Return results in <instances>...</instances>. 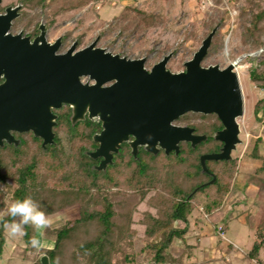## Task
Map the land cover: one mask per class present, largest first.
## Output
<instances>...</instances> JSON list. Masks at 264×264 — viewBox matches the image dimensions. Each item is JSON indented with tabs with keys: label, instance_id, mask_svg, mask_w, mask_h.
Returning a JSON list of instances; mask_svg holds the SVG:
<instances>
[{
	"label": "trees",
	"instance_id": "1",
	"mask_svg": "<svg viewBox=\"0 0 264 264\" xmlns=\"http://www.w3.org/2000/svg\"><path fill=\"white\" fill-rule=\"evenodd\" d=\"M18 1L22 3L20 20L25 26L37 25L36 19L42 17L47 28H51L59 18L100 0ZM36 8L40 13L34 12ZM239 15L249 16L244 29L253 47L264 45V6L258 0H247ZM158 16L135 3L125 4L118 14L126 21L124 27L134 25L141 29H152ZM215 33L208 49L221 40ZM84 36L76 35L77 47ZM61 38L66 39L67 35ZM248 75L264 91V58L250 67ZM54 112L57 118L52 144L42 147L39 138L29 134L17 146L0 147V210L8 205L6 195L11 201L31 196L49 215L71 206L78 210L77 217L50 229L54 235L52 244L40 252L28 245L36 232L27 227V235L21 238L24 252L38 257L44 254L48 264H184L186 250L193 246L185 241L189 218L199 206L207 215L221 207L238 167V159L233 156L205 160L208 173L201 171L200 156L218 152L222 145L212 137L222 127L218 117L214 113L186 112L176 120L175 123L192 127L195 134L207 136L195 147L183 141L177 154L172 151L168 155L161 149L152 154L140 148L134 158L123 143L113 154L112 162L104 170H96L99 159H91L86 151L97 146L92 135L101 130L100 122L86 117L71 125L68 105ZM253 115L263 121L264 96L253 105ZM261 141L256 138L247 152L260 161L247 177L264 194V155L258 148ZM212 177L214 180L209 183ZM177 221L182 226H176ZM255 237L258 239L246 254L264 264L258 258L259 248L264 245V228L257 229ZM175 239L182 241L183 246L172 250ZM5 240L0 226V251Z\"/></svg>",
	"mask_w": 264,
	"mask_h": 264
},
{
	"label": "water",
	"instance_id": "2",
	"mask_svg": "<svg viewBox=\"0 0 264 264\" xmlns=\"http://www.w3.org/2000/svg\"><path fill=\"white\" fill-rule=\"evenodd\" d=\"M18 9L8 6L0 13V146L3 139L17 145L10 130L31 131L43 146L52 144L57 118L52 109L63 104L70 107L71 125L86 117L100 122L101 130L92 135L97 146L86 151L91 159L100 158L96 170L112 162L123 142L134 158L139 147L166 155L177 154L183 141L195 147L207 136L174 123L186 112L214 113L223 126L212 135L222 143L219 151L200 156L202 172L208 173L205 160L230 159L242 142L237 118L243 115V95L234 64L201 65L216 27L174 72L166 67L170 53L146 68L144 57L111 53L97 46V39L78 49L75 40L57 53L61 37L47 42L42 24L32 40L8 32ZM39 264H48L46 255Z\"/></svg>",
	"mask_w": 264,
	"mask_h": 264
},
{
	"label": "rangeland",
	"instance_id": "3",
	"mask_svg": "<svg viewBox=\"0 0 264 264\" xmlns=\"http://www.w3.org/2000/svg\"><path fill=\"white\" fill-rule=\"evenodd\" d=\"M14 1L16 0H4L5 3ZM246 1L103 0L98 8L96 3L88 4L83 10L59 18L46 35L48 40L67 35L59 50L64 51L75 40L76 35L84 33L79 48L97 39V46L111 53L127 58L144 57L146 68L170 53L166 67L175 72L184 68V62L192 57L206 35L216 27V37L221 40L208 49L201 65L218 64L224 68L230 63L234 64L243 95V115L237 118L242 142L231 152V157L238 159V167L221 207L207 215L199 206L189 218V225L194 228H190L185 234V237L190 236L185 241L193 246L186 250L188 255L184 264H260L255 259H249L246 254L254 240L258 239L255 237L256 230L264 228V194L259 190L254 191L255 183L247 177L254 172L260 161L247 155V152L253 141L260 137L262 141L258 148L264 155V119L258 121L253 115V105L264 96V91L250 80L248 70L264 58V51L257 53L260 48L264 49V45L255 48L251 39L246 37L244 26L249 22V16L242 18L239 15L240 8ZM258 1L264 6V0ZM128 3H135L137 7L159 15L152 29H141L134 25L124 27L126 21L118 17V14ZM40 11L39 8L34 10L36 13ZM41 20L45 22L43 18L36 19L39 22ZM20 26L18 24L15 30H19ZM262 39L264 41V31ZM86 80L88 79L83 78V81ZM198 197L200 201L204 200L203 195ZM4 199L7 204L12 202L9 195ZM77 215L76 206L51 214L52 226L44 230L43 234L36 232L35 236L51 246L54 235L50 229ZM175 225L182 226V223L177 221ZM214 231L220 232L219 235L222 231L225 232L224 238L214 236ZM198 237L200 243H195ZM224 241H231L238 250L225 255ZM182 246L183 242L175 239L171 247L174 250ZM216 247L222 252V256L207 263L206 257ZM39 258L35 253L24 252L21 238L12 239L6 235L5 244L0 251V264H38ZM258 258L264 262V245L259 248Z\"/></svg>",
	"mask_w": 264,
	"mask_h": 264
},
{
	"label": "clouds",
	"instance_id": "4",
	"mask_svg": "<svg viewBox=\"0 0 264 264\" xmlns=\"http://www.w3.org/2000/svg\"><path fill=\"white\" fill-rule=\"evenodd\" d=\"M0 226L9 238H23L27 235V227L43 234L44 230L52 226V219L41 209L36 200L31 196H26L23 199L13 200L5 209L0 210ZM28 245L37 252L48 247L43 240L38 239L35 235L30 238Z\"/></svg>",
	"mask_w": 264,
	"mask_h": 264
},
{
	"label": "flooded vegetation",
	"instance_id": "5",
	"mask_svg": "<svg viewBox=\"0 0 264 264\" xmlns=\"http://www.w3.org/2000/svg\"><path fill=\"white\" fill-rule=\"evenodd\" d=\"M17 5H19V9L17 10V13H18V15L15 17V18H13L12 19V21H11V24H10V28H9V30H8V32L9 33H12V34H17V33H20L22 36H28L29 38H30V40H32L34 37H36L39 33H40V24H42L43 26H44V31H45V38H46V35H47V31H48V29L49 28H47V25H46V23L45 22H42V20L39 22V21H37V25H35V23H32V24H30V25H28V26H25V24L23 23V20H20L21 18H22V16H21V12H22V3L20 2V1H18V0H16V1H14V2H8V3H5L4 2V0H1L0 1V13H4L5 12V8L6 7H8V6H11V7H16ZM40 18H42V17H40ZM22 23V24H21ZM18 24H20L21 26H20V29L19 30H15V28L18 26ZM34 29H37V31H36V33H34ZM57 38V37H56ZM55 38V39H56ZM55 39H53V40H48L47 38H46V41L47 42H50V43H53L54 42V40ZM75 41V40H74ZM73 41V42H74ZM72 42V43H73ZM62 44H63V40H62V38H61V46H62ZM97 45V44H96ZM60 46V47H61ZM60 47H59V49L57 50V53H60V52H64V51H59L60 50ZM79 47H77V49H78ZM83 78H86V77H83ZM83 78H82V81H83ZM3 80H4V78H3V75H1V77H0V83L1 82H3ZM87 81V80H86ZM83 82H85V81H83ZM64 105H66V104H63L62 105V107L64 106ZM61 107V108H62ZM58 109H60V108H58ZM58 109H52V112L53 113H55L54 112V110H58ZM56 114V113H55ZM57 115V114H56ZM95 121V120H94ZM175 123V122H174ZM176 124V123H175ZM179 125V124H178ZM223 127V126H222ZM221 127V128H222ZM220 128V129H221ZM217 131V130H216ZM10 134L13 136V139L14 140H18V143H20V141H21V139L22 138H26L29 134L31 135V136H33V137H35L34 135H33V133L31 132V131H22V132H19V131H15V130H10ZM37 138H39V140H40V144H41V146L42 147H45L46 145H48V144H46L45 146H43L42 145V139L40 138V137H37ZM130 138H132V137H130ZM3 141V144H2V146H0V147H3V146H5V145H13V146H17L18 145V143H17V145H15L14 143H8L5 139H3L2 140ZM123 143H126V142H123ZM122 143V144H123ZM127 144V143H126ZM128 145V144H127ZM222 146V145H221ZM120 147H121V145H120ZM96 148V147H95ZM94 148V149H95ZM141 147H139V149H140ZM93 149V150H94ZM138 149V150H139ZM220 149V148H219ZM92 151V150H91ZM99 160H100V158H98ZM99 162V161H98Z\"/></svg>",
	"mask_w": 264,
	"mask_h": 264
},
{
	"label": "crops",
	"instance_id": "6",
	"mask_svg": "<svg viewBox=\"0 0 264 264\" xmlns=\"http://www.w3.org/2000/svg\"><path fill=\"white\" fill-rule=\"evenodd\" d=\"M251 184H253V183H251ZM253 188H254V191L258 190L257 186L255 184H253ZM190 228L193 229L194 227L189 226V229ZM214 232H215L214 236H221V238H224L223 236H224L225 232H223V234H221V235H219L220 232H216V231H214ZM188 237H190V236H188ZM188 237H186V239H189ZM195 243H200V237L195 239ZM188 244L193 245L192 243H188ZM216 246L218 247V245H216ZM217 247H216V249H213V248L211 249L210 248L211 249V251H210L211 253H210V255L208 257H206L207 258V263L211 262V259H216L215 257H221L222 256V252L220 250H218ZM223 249L225 251V255H230L231 252H236V250H238L237 247L231 241H224L223 242ZM212 252H213L214 256L211 257Z\"/></svg>",
	"mask_w": 264,
	"mask_h": 264
},
{
	"label": "built area",
	"instance_id": "7",
	"mask_svg": "<svg viewBox=\"0 0 264 264\" xmlns=\"http://www.w3.org/2000/svg\"><path fill=\"white\" fill-rule=\"evenodd\" d=\"M103 0H100L99 2H97L96 4H95V6L98 8V7H100V4H101V2H102ZM264 51V49H259L258 51H257V53H260V52H263ZM222 234H223V231H222Z\"/></svg>",
	"mask_w": 264,
	"mask_h": 264
}]
</instances>
